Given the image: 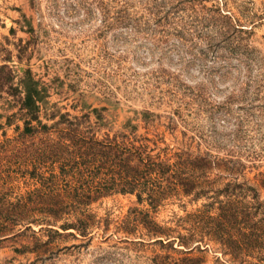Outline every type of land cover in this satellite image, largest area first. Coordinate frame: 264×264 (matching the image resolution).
<instances>
[{"label":"rangeland","instance_id":"obj_1","mask_svg":"<svg viewBox=\"0 0 264 264\" xmlns=\"http://www.w3.org/2000/svg\"><path fill=\"white\" fill-rule=\"evenodd\" d=\"M3 64L0 81L10 69L14 86L30 71L43 92L38 115L48 124L55 111L80 115L103 107L101 131L131 120L139 132H162L173 149L187 147L193 134L203 136L192 142L201 149L237 134L246 176L264 200V0H0ZM6 88L0 91V211H19V199L41 187L30 172L44 144L40 134L6 142L17 137L25 117ZM144 111L152 119L148 128ZM200 203L173 198L158 218L184 215ZM134 205L135 194L119 192L92 203L111 223L106 232L93 229L88 243L75 230L58 235L40 224L0 227V264H172L181 258L184 253L158 244L119 238L114 222ZM190 255L201 257L200 264L222 261L211 250Z\"/></svg>","mask_w":264,"mask_h":264},{"label":"trees","instance_id":"obj_2","mask_svg":"<svg viewBox=\"0 0 264 264\" xmlns=\"http://www.w3.org/2000/svg\"><path fill=\"white\" fill-rule=\"evenodd\" d=\"M4 68L6 64L0 70ZM12 80L9 69L8 78L0 81V91L7 87L4 91L16 99L25 117L22 129L15 127L17 137L6 142L43 135L44 148L36 156L40 162L30 172L41 187L19 199L23 200L19 211H0V227L20 224L26 229L40 224L58 235L60 229L75 230L88 243L93 229L106 232L111 223L108 215L93 212L91 204L108 194L131 193L138 205L113 226L114 232L123 233L121 240L184 253L172 264H200L204 260L190 254L203 250L220 252L221 257L216 256L220 264H264V200L246 176L237 134L207 143L204 149L192 146L193 134L187 147L173 149L162 132H139V124L131 120L119 129L101 131L106 124L103 107L80 115L55 111L48 124L38 115L36 102L43 92L30 71L19 85ZM150 120V112L144 111L145 128ZM211 131V137L219 139ZM173 198L201 203L184 215L159 219V208Z\"/></svg>","mask_w":264,"mask_h":264}]
</instances>
